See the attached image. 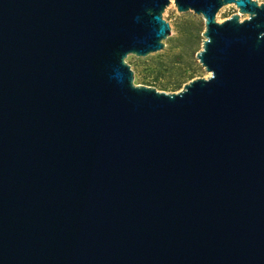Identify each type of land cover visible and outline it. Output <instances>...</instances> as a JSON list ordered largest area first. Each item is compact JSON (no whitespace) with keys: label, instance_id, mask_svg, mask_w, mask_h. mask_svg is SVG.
<instances>
[{"label":"water","instance_id":"water-1","mask_svg":"<svg viewBox=\"0 0 264 264\" xmlns=\"http://www.w3.org/2000/svg\"><path fill=\"white\" fill-rule=\"evenodd\" d=\"M172 1L209 76L166 92ZM0 264H264V2L0 0Z\"/></svg>","mask_w":264,"mask_h":264},{"label":"rangeland","instance_id":"rangeland-1","mask_svg":"<svg viewBox=\"0 0 264 264\" xmlns=\"http://www.w3.org/2000/svg\"><path fill=\"white\" fill-rule=\"evenodd\" d=\"M238 12L235 4L225 5L217 12V20L222 22ZM164 17L171 24V35L165 40V47L144 57L130 54L127 62L135 71L136 83L176 92L180 90L175 87L178 82L187 83L195 78L209 76L196 56L203 46L205 20L193 10L179 12L174 2L166 8ZM241 17L244 19L248 15L241 14ZM155 79L156 82L152 81Z\"/></svg>","mask_w":264,"mask_h":264},{"label":"trees","instance_id":"trees-1","mask_svg":"<svg viewBox=\"0 0 264 264\" xmlns=\"http://www.w3.org/2000/svg\"><path fill=\"white\" fill-rule=\"evenodd\" d=\"M193 77H190L189 79H192ZM152 81H154V82H156V79L155 80H152ZM185 83V82H184ZM184 83H182V82H178V84H176V88L177 89H181L183 86H184Z\"/></svg>","mask_w":264,"mask_h":264},{"label":"bare ground","instance_id":"bare-ground-1","mask_svg":"<svg viewBox=\"0 0 264 264\" xmlns=\"http://www.w3.org/2000/svg\"><path fill=\"white\" fill-rule=\"evenodd\" d=\"M173 2V1H172Z\"/></svg>","mask_w":264,"mask_h":264}]
</instances>
